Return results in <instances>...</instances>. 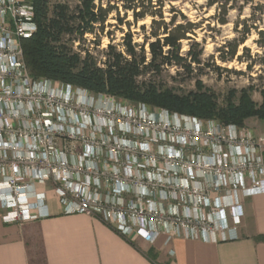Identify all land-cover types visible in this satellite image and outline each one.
<instances>
[{
  "label": "built area",
  "instance_id": "obj_1",
  "mask_svg": "<svg viewBox=\"0 0 264 264\" xmlns=\"http://www.w3.org/2000/svg\"><path fill=\"white\" fill-rule=\"evenodd\" d=\"M36 31L29 2L0 0L2 223L47 217L51 191L61 214L94 218L128 241L236 239L244 199L263 192L264 138L165 110L162 125L146 110L133 121L100 104L115 97L34 79L21 41Z\"/></svg>",
  "mask_w": 264,
  "mask_h": 264
},
{
  "label": "trees",
  "instance_id": "obj_2",
  "mask_svg": "<svg viewBox=\"0 0 264 264\" xmlns=\"http://www.w3.org/2000/svg\"><path fill=\"white\" fill-rule=\"evenodd\" d=\"M26 1L33 8L37 26L31 38L21 41L23 59L32 78L70 85L94 95L124 98L132 104L169 113L217 120L223 125L243 127L251 118L264 121V92L260 93V105L251 100L253 87H248L240 90L237 103L230 99L224 107H219L215 95L201 79L203 48L192 43L184 55L180 53L181 43L192 41L191 36L198 28L182 14L180 23L174 16L165 21L162 12L165 4L180 0H76L74 7L67 3H51L50 0ZM204 1L207 8H214L221 14V18L216 19L220 25L227 24L226 17L237 4V0ZM255 10L259 16L252 12L249 20L241 22V38L225 43L217 50L221 62L234 59L251 29L257 30L258 24H264L263 6L252 11ZM169 11L172 14L174 9L171 7ZM112 14L119 25L128 28L121 43L113 44L110 39L109 44L98 52L84 47V37L94 35L95 29L103 33ZM121 14L123 18H120ZM128 14L132 17L131 23L124 22ZM146 18L150 19L148 34L142 44L135 43L130 27ZM238 27L236 23L235 30ZM140 29L144 31L145 27ZM259 35L261 40L257 43L262 47L263 33L259 32ZM242 52V55L249 53L246 48ZM254 63L264 67V57ZM208 67L222 71L214 62ZM168 70H173L177 77L195 80L196 91L187 95L175 94L163 83V74ZM231 96L234 97L233 91Z\"/></svg>",
  "mask_w": 264,
  "mask_h": 264
},
{
  "label": "crops",
  "instance_id": "obj_3",
  "mask_svg": "<svg viewBox=\"0 0 264 264\" xmlns=\"http://www.w3.org/2000/svg\"><path fill=\"white\" fill-rule=\"evenodd\" d=\"M257 127L264 138V121ZM46 204L49 215L34 222L0 219V264H264V182L262 194L243 201L236 239L218 243L128 241L94 218L61 214L51 191Z\"/></svg>",
  "mask_w": 264,
  "mask_h": 264
},
{
  "label": "rangeland",
  "instance_id": "obj_4",
  "mask_svg": "<svg viewBox=\"0 0 264 264\" xmlns=\"http://www.w3.org/2000/svg\"><path fill=\"white\" fill-rule=\"evenodd\" d=\"M50 2L67 3L71 7L77 4L76 0H50ZM258 6H263L264 8V0H237L236 9L230 10L226 17V25L216 23V19L221 18V14L216 12L214 8H207L204 0H180L172 2L171 5L165 4L163 7L162 12L166 22L169 21L171 16H174L176 21L180 23L182 21L180 14H182L188 22L197 25L198 28L194 31V35L191 36L192 41H183L181 43L180 53L184 55L192 43H197L203 48L201 79L203 85L215 95L219 107H224L230 99L234 103H237L240 90L248 87H253L251 100L257 105L262 103L260 93L264 92V67L254 62L264 57V42L262 47L257 43L261 40L259 32H262L264 37V24H258L257 30L251 29L244 44L237 49V54L234 59L223 63L219 60L221 55L217 52L225 43L241 38L243 31L241 22L249 20L252 12L256 16H259L260 13L258 11H252ZM171 7L174 9L172 14L169 11ZM113 16L114 14L108 18V25L103 33L95 29L94 35L84 37V47L93 50V52H98L109 44L110 39L113 41V44L117 45L121 43L122 37L128 31V28L125 25H119ZM120 18H123V14H121ZM124 22H132L130 14H128ZM236 23L239 24L237 30H235ZM149 24L150 19L146 18L143 21H139L136 25H131L130 31L133 34L135 43H143V38L149 31ZM247 25L249 26L250 23H247ZM141 26L145 27L144 31L140 29ZM244 48L248 49L249 53L247 55H242ZM145 50H147V46H145ZM242 56L244 58L239 61L238 58ZM213 62L216 66L221 67L222 71L218 72L212 67H208ZM249 66H251L250 69L248 68ZM163 83L177 95H187L190 92L196 91L195 80H186L183 76L177 77L174 75L173 70H168L163 74ZM232 91L234 92V97L231 96ZM100 104L104 105V107L109 106L110 110L112 108L114 110H130L131 115H136H134L132 120L137 122L140 121L137 120L140 116V110H146L145 113L149 115V118L152 117L154 122L162 125L160 109L152 107L141 108L124 98L116 97L113 99L102 97ZM96 105L98 106V104ZM145 117L144 115L140 116V118ZM260 123L261 121L251 118L245 121L243 127L250 129L254 136H256L259 134L257 126ZM204 124L207 125L206 123Z\"/></svg>",
  "mask_w": 264,
  "mask_h": 264
}]
</instances>
